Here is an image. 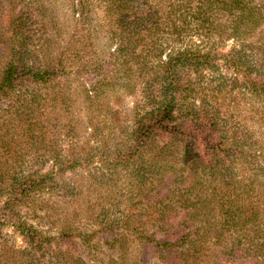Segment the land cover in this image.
<instances>
[{
	"label": "trees",
	"instance_id": "obj_1",
	"mask_svg": "<svg viewBox=\"0 0 264 264\" xmlns=\"http://www.w3.org/2000/svg\"><path fill=\"white\" fill-rule=\"evenodd\" d=\"M108 2L107 11H114L117 21L125 24L129 9L133 10L130 2ZM188 4L196 6L190 8ZM80 5V11L86 15L85 0H80ZM259 10L250 0H136V46L131 34L129 38H121L116 50L117 59L123 58L125 64L136 60L137 78L144 82L143 93L151 105V108L146 106L144 114L136 120L129 146L132 154L127 156V165L135 167L136 183L140 186L155 185L156 192H159L169 185L166 194L156 195L158 215L151 222L159 228L158 231L165 232L180 226L186 228L180 230L178 244L182 248L174 258L165 253L173 244H159L157 257L163 259L162 264H176L178 259L177 264H221L220 261L231 264L234 257L242 258V264H264L262 210L251 194V191L255 192L256 184L264 186V163L258 174H252L247 181L238 175L239 165L244 167L248 163L251 167L257 163L254 160L256 153L254 156L246 150L253 137L248 133L244 136L231 133L227 121L221 118L222 104L208 102L211 93L221 94L228 87L227 78L220 77L217 82L209 83V94L206 93L207 88L197 92V87H202L199 84L204 72L208 69L216 74L217 65L222 64L242 78L247 93L253 99L264 98V83L250 77L252 72L244 59L246 50L213 54L211 50L195 51L187 47L173 49L163 60L159 45L153 40L164 29L179 36L194 23L196 31L207 39L214 35L223 39L226 29L232 28L230 36L245 41L259 26L263 16ZM188 13L192 21H188ZM216 15H233V23L225 26L216 23ZM17 20L13 31L18 38L9 53L0 56V102L10 103L9 97L14 94L11 116L18 120L17 128L24 132L26 139L16 140L14 130L3 132L10 125L0 126V217L17 218L16 225L26 245L24 248L0 245V264H91L92 260L75 256L72 246L73 250L69 247L66 250L52 248V238L28 226L16 211V206L23 205L31 193L44 190L48 185L49 175H20L17 169L23 156L22 145L31 144L37 151L53 142L54 139H48V129L45 132L39 107H44L53 97H65L57 78L69 67L66 60L58 61L47 51L40 55L32 52L20 32L23 18ZM263 44L264 38L258 46H250L252 53H259ZM246 47L248 45H242V49ZM152 53L159 56L150 64L148 60ZM236 78H232L233 83L237 82ZM87 95L91 97L88 92ZM197 97L200 100H196ZM69 127L72 131L71 122ZM158 139L164 142L160 143ZM133 152H136V160ZM50 153L57 165L63 164L57 151ZM28 203H32L34 212L40 209L50 213L49 207L37 206L35 201ZM176 208L181 211H176ZM75 215L61 213L58 221L61 225L57 230L62 239L79 237L84 250L88 249L91 254L94 234H79L75 223H71ZM95 217L106 228L100 240L102 245L103 241L108 242L112 238L115 222L106 220L104 212L97 216L92 213L90 219ZM141 221L139 217V223ZM124 240L118 248L120 259L123 248L129 243ZM136 241L145 248L154 240L144 229L136 228ZM211 241H214L215 248L208 245ZM218 253L223 257L219 261L215 260ZM133 263H140L137 257Z\"/></svg>",
	"mask_w": 264,
	"mask_h": 264
},
{
	"label": "rangeland",
	"instance_id": "obj_2",
	"mask_svg": "<svg viewBox=\"0 0 264 264\" xmlns=\"http://www.w3.org/2000/svg\"><path fill=\"white\" fill-rule=\"evenodd\" d=\"M128 2L133 10L129 9L126 23L123 24L122 21H117L114 11H107L108 0H85L86 15L80 11V0H0V56L8 54L14 45V40L18 38L13 31L14 22L23 18L20 32L29 49L37 55L47 51L57 57L58 61L66 60L69 64L65 73H60L57 78L60 91L66 94L65 97H53L44 107H39L45 132L48 129V139L54 140L37 151L31 144L22 145L23 156L19 159L21 165L17 169L20 175H49L48 185L44 190L31 193L23 205L16 206V211L28 226L52 238V248L66 250L72 246L75 256L92 260L91 264H120L123 261L125 264H134L136 257L140 262L138 264H157L158 261L162 264L163 259L157 257L159 244H173L165 253L174 258L176 252L182 248L178 244L180 230H186L185 226H180L177 229L168 227L165 232L158 231L159 228L151 222L158 215L156 195L166 194L169 185L161 188L159 192H156L158 189L155 185H138L135 167L127 165L126 162L127 156L132 154L129 146L132 144L131 135L136 120L144 114L146 106L151 108L143 93L144 82L137 78L139 73L136 72V60L125 64L123 58L117 59L119 56L116 50L122 37L129 38L133 34L136 46V0ZM250 2L260 9L263 16L256 31L245 41L231 37L232 28L226 29L223 39L218 35L205 38L203 33L196 31L194 23L179 36L164 29L153 38L159 45L163 60H166V56L173 49L187 47L195 51L211 50L213 54L246 50L244 59L248 61L246 67L251 69L250 77L264 83V44L257 54H253L250 48L258 46L264 38V0ZM188 6L194 8L196 5ZM215 18L216 23L224 26L234 20L233 15H216ZM187 19L192 21L190 13L187 14ZM42 45L45 46L41 49ZM242 45L248 47L242 49ZM158 56V53L150 54L149 63H154ZM216 68V74L208 69L204 72L199 84L202 87H197V92L207 88L206 93L209 94V83L217 82L220 77L227 78L228 87L221 94L216 91L211 93L208 102L222 104L221 118L227 121L231 133H238L240 136L248 133L253 137L246 150L252 155L256 153L254 160L257 163L251 167L248 163L244 167L239 165L238 170V175L247 181L252 174H258L264 163V98L253 99L247 93L242 78L229 66L222 64ZM234 77H237L236 83L232 81ZM99 81L101 83L98 85ZM87 92L90 93V98ZM12 96L14 94L9 97L10 103L0 102V126L10 125L3 132L14 130L15 139L22 141L26 136L17 128L18 120H13L11 116ZM23 99L25 100V96ZM196 100H200L199 97ZM51 118L53 119L49 121ZM158 141L164 142L159 139ZM54 150L59 153V160L63 164L57 165L51 157L50 152ZM133 153V159L136 160V152ZM253 189V200H256L262 210L261 231L264 234V186L256 184ZM140 193L147 197L140 196ZM28 201H35L37 206L49 207L50 213L40 209L34 212L32 203ZM3 204L1 202V206ZM175 210L181 211L178 208ZM100 212H104L106 220L108 218L115 222L112 238L108 242L103 241L102 245L100 240L106 228H103L96 217L90 219L92 213L97 216ZM61 213L70 216L76 213L71 223H75L78 233L94 234L91 254L88 249L84 250V244L79 237H60L57 226L61 225L58 223ZM139 217L142 218L141 223ZM16 220L17 218L0 217V245L25 247L26 242L19 233ZM136 228L144 229L154 241L145 248L140 246L136 241ZM124 239L129 243L123 248L120 259L118 248ZM208 245L215 248L214 241ZM222 258L218 253L215 260ZM233 259L231 264H242V258ZM179 261L180 259L177 263ZM220 262L224 264L223 261Z\"/></svg>",
	"mask_w": 264,
	"mask_h": 264
}]
</instances>
